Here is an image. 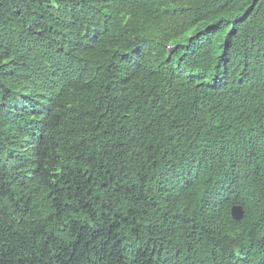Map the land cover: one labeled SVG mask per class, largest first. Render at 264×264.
Listing matches in <instances>:
<instances>
[{
  "label": "trees",
  "instance_id": "trees-1",
  "mask_svg": "<svg viewBox=\"0 0 264 264\" xmlns=\"http://www.w3.org/2000/svg\"><path fill=\"white\" fill-rule=\"evenodd\" d=\"M0 264H264V0H0Z\"/></svg>",
  "mask_w": 264,
  "mask_h": 264
},
{
  "label": "water",
  "instance_id": "water-1",
  "mask_svg": "<svg viewBox=\"0 0 264 264\" xmlns=\"http://www.w3.org/2000/svg\"><path fill=\"white\" fill-rule=\"evenodd\" d=\"M243 215V209L240 205L231 206V216L234 218H240Z\"/></svg>",
  "mask_w": 264,
  "mask_h": 264
}]
</instances>
